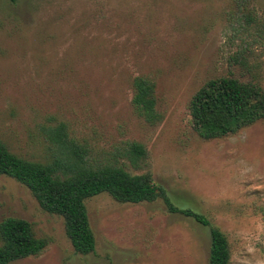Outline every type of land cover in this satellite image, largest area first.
I'll use <instances>...</instances> for the list:
<instances>
[{
	"label": "rangeland",
	"instance_id": "rangeland-1",
	"mask_svg": "<svg viewBox=\"0 0 264 264\" xmlns=\"http://www.w3.org/2000/svg\"><path fill=\"white\" fill-rule=\"evenodd\" d=\"M154 85L151 125L132 104L135 78ZM233 77L264 91V0H0V141L31 161L52 159L60 124L96 166L149 171L180 209L218 228L230 264H264V119L204 140L189 104L207 81ZM139 143L147 167L124 148ZM93 253L74 252L63 219L0 176V222L31 224L48 245L9 264H208L209 228L171 214L161 199L85 201Z\"/></svg>",
	"mask_w": 264,
	"mask_h": 264
},
{
	"label": "trees",
	"instance_id": "trees-1",
	"mask_svg": "<svg viewBox=\"0 0 264 264\" xmlns=\"http://www.w3.org/2000/svg\"><path fill=\"white\" fill-rule=\"evenodd\" d=\"M13 3L15 0H8ZM132 104L139 117L154 125L161 120L155 111V85L146 78L133 81ZM194 131L204 140L235 134L264 119V91L251 82L233 77L207 81L192 96L189 104ZM52 159L45 162L24 159L0 141V176H6L28 189L42 211L63 219L65 235L75 253L89 255L95 238L89 224L85 201L101 193L121 204L152 203L161 199L171 214H180L209 228L208 264H230V249L225 235L203 215L176 207L163 187L152 182L149 171L132 175L123 166H96L86 161L85 151L69 139L65 126L50 131ZM123 157L134 170L147 167L148 153L139 143L124 148ZM48 245L36 237L25 220L5 218L0 222V264L38 256Z\"/></svg>",
	"mask_w": 264,
	"mask_h": 264
}]
</instances>
